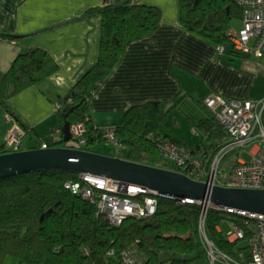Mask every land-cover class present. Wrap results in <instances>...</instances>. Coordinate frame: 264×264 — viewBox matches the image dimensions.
Masks as SVG:
<instances>
[{
	"label": "trees",
	"instance_id": "1",
	"mask_svg": "<svg viewBox=\"0 0 264 264\" xmlns=\"http://www.w3.org/2000/svg\"><path fill=\"white\" fill-rule=\"evenodd\" d=\"M180 22L185 30L212 45L243 54L234 47L233 19L241 18L243 8L237 0H179ZM102 17L101 51L98 61L79 78L57 107L60 132L42 133L36 124L21 120L24 137L33 143L28 149L69 146L63 127L84 122L89 131L81 148L96 152L101 143L115 144L113 156L154 166L183 171L199 180L206 175L191 173L162 153L165 141L184 144L197 156L208 158L218 151L228 132L206 104V96L183 93L171 102L151 100L129 107L116 125L117 142L109 140L104 126L94 120L92 98L112 75L128 46L153 34L161 25L163 10L157 5L124 0L95 6L86 16ZM13 38L19 35L10 34ZM60 68L59 61L47 50L31 47L21 52L11 68L0 71V102L14 112L11 98L35 86ZM174 102V103H173ZM173 103V104H172ZM183 106L187 118L197 124L206 136L189 146L165 129L168 114L174 106ZM188 107V108H185ZM197 112L202 113L200 118ZM23 145L20 150H24ZM7 140V138H6ZM0 145V154L12 152ZM78 146V145H75ZM202 155V154H200ZM208 157V158H207ZM81 178L71 170L43 169L0 178V258L15 256L20 264H121L128 250L134 251L142 264H208L205 242L199 233L201 206L178 199L160 197L157 211L148 217H129L121 225L113 224L98 205L73 193L67 183ZM140 193L138 198H144ZM213 206L207 217L209 235L223 248L236 242L225 239L222 222L240 220ZM242 222L245 223L242 219Z\"/></svg>",
	"mask_w": 264,
	"mask_h": 264
},
{
	"label": "crops",
	"instance_id": "2",
	"mask_svg": "<svg viewBox=\"0 0 264 264\" xmlns=\"http://www.w3.org/2000/svg\"><path fill=\"white\" fill-rule=\"evenodd\" d=\"M122 1L0 0V71H8L16 57L31 47L47 50L60 63L56 72L11 98L14 112L0 102V145L20 118L38 127L49 124L43 126L45 133L60 132L61 98L100 56L102 17H89L86 12ZM134 1L161 7L162 23L153 34L128 46L120 64L94 94L97 125H117L134 102H172L189 91L198 97L220 94L264 100V55L221 52L187 32L180 22L179 0ZM185 82L191 83V90ZM135 89L142 94L129 92Z\"/></svg>",
	"mask_w": 264,
	"mask_h": 264
},
{
	"label": "built area",
	"instance_id": "3",
	"mask_svg": "<svg viewBox=\"0 0 264 264\" xmlns=\"http://www.w3.org/2000/svg\"><path fill=\"white\" fill-rule=\"evenodd\" d=\"M243 8L242 26L234 30V47L243 53L264 55V0H237ZM223 52L224 47H218ZM206 104L225 126L227 138L221 142L218 151L208 158V167L204 162V153L195 155L189 147L165 141L162 153L177 165L191 169V173L204 174L209 186L264 189V100L228 98L220 94H210ZM86 124L80 122L72 127L73 139L70 144L81 147ZM109 140L117 142L116 125H105ZM25 130L17 122L8 134L6 145L12 152L20 151ZM47 148V144L43 146ZM252 155L247 160L244 152ZM202 154V155H200ZM183 172V171H182ZM187 174V173H186ZM189 175V174H188ZM190 176V175H189ZM199 180L195 176H191ZM73 193L95 202L101 213L116 225H121L130 216L148 217L157 211L159 198L167 197L179 201L198 203L201 206L199 229L203 241L212 256V264H264V214L250 213L246 210L230 208L225 210L213 203L211 198H179L172 194H151L147 189L130 185L127 190L116 180L90 174H81V178L67 183ZM141 190V191H140ZM144 193V199L137 197ZM216 206L231 216L239 215L240 220L228 218L231 230L224 237L230 242L229 249L213 239L208 232L207 217L211 207ZM242 219L245 223L242 222ZM251 232V233H250ZM238 244V245H237ZM121 264H142L134 251L125 252Z\"/></svg>",
	"mask_w": 264,
	"mask_h": 264
},
{
	"label": "water",
	"instance_id": "4",
	"mask_svg": "<svg viewBox=\"0 0 264 264\" xmlns=\"http://www.w3.org/2000/svg\"><path fill=\"white\" fill-rule=\"evenodd\" d=\"M64 139H73L71 123L63 127ZM43 169L71 170L103 176L124 186L147 189L151 194L167 193L179 198H211L225 210L234 208L264 214V189L209 186L185 172L132 161L74 146L25 149L0 154V178ZM141 191V190H140Z\"/></svg>",
	"mask_w": 264,
	"mask_h": 264
},
{
	"label": "rangeland",
	"instance_id": "5",
	"mask_svg": "<svg viewBox=\"0 0 264 264\" xmlns=\"http://www.w3.org/2000/svg\"><path fill=\"white\" fill-rule=\"evenodd\" d=\"M233 25H234L235 30H239L241 28V26H242V18L238 14H236L234 16ZM128 87H129V85H128ZM185 88L191 90V83H186ZM129 92L132 93L133 95H135L136 93H139L140 95L142 94V93L139 92L138 89L129 90ZM189 93H191V92L189 91ZM143 102H145V100L144 101L134 102L129 107H131L132 105H136V104H139V103H143ZM170 104H171V102L167 105L166 110H168ZM185 108H188V107H185ZM183 109L184 108L181 105L176 106V107L173 106L171 108V111L169 112L168 117H167L168 118V121L164 125V129L169 134H171L173 137H176L178 139L184 140L187 143V145H189V146L192 147L195 144H197V143L201 142L202 140H204L206 136L203 134L202 130L200 129V127L197 124H195L194 122L190 121L187 118V115L185 114V111ZM201 116H202V113L197 112V117L200 118ZM58 121L59 120L56 119L55 120V123H57ZM19 123L22 125V129L25 130V127L22 124V122H19ZM73 125L74 124H71V132H72ZM43 126H47L48 127L49 124L41 125L40 126L41 128L39 127V129L42 130L41 132L44 134L46 132L47 128L46 127H43ZM12 128H13V126H12ZM88 131H89V128L86 125L85 132H84V135H83L84 137H86ZM116 137H117V134H116ZM70 141H68V142L70 143ZM32 143H33V140H31V138L29 136H25L24 137V144H25L24 145V150L25 149H28L29 146ZM101 144L102 145H99L100 147H96V148H100V150L106 151V153H104V154L112 155V154H114V153L117 152L116 151L117 150V147L115 146V144L110 143V142L101 143ZM75 145L76 144H70V146H74L76 148H81V147L75 146ZM243 156L247 160H252V155H250L247 151L243 153ZM189 203H191V202H189ZM225 212H227V211H225ZM130 217H133L134 218V216H130ZM140 218H143V217H140ZM199 218H200V216H199ZM221 225L223 226L225 233L227 231H229V230L232 229V227L230 225V221L228 219H225V221H223ZM199 233H200V229H199ZM200 236H201V233H200ZM201 238H202V236H201ZM205 247H206V244H205ZM206 250H207V258H208L207 262H208V264H212V256H211V253H210V251H208V248L207 247H206ZM0 264H20V261L15 256L6 255L2 259L0 258Z\"/></svg>",
	"mask_w": 264,
	"mask_h": 264
}]
</instances>
